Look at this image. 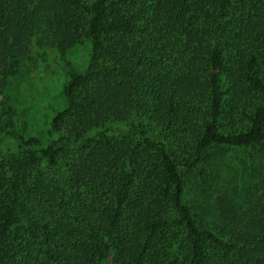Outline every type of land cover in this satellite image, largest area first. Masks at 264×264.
<instances>
[{
  "label": "trees",
  "instance_id": "1",
  "mask_svg": "<svg viewBox=\"0 0 264 264\" xmlns=\"http://www.w3.org/2000/svg\"><path fill=\"white\" fill-rule=\"evenodd\" d=\"M83 41L46 143L0 100V264H264V0H0V98Z\"/></svg>",
  "mask_w": 264,
  "mask_h": 264
},
{
  "label": "rangeland",
  "instance_id": "2",
  "mask_svg": "<svg viewBox=\"0 0 264 264\" xmlns=\"http://www.w3.org/2000/svg\"><path fill=\"white\" fill-rule=\"evenodd\" d=\"M90 53L89 41L72 48L64 58L53 49H31L29 58L21 61L18 73L10 78L0 98L10 108L15 130L25 131L43 143L48 141L52 118L66 106L62 92L66 82L64 64L69 61L76 71L82 72ZM11 147L7 146L5 153H12Z\"/></svg>",
  "mask_w": 264,
  "mask_h": 264
}]
</instances>
